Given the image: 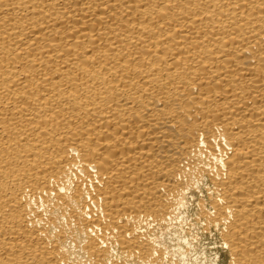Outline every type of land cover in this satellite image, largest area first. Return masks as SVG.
Masks as SVG:
<instances>
[{"label":"bare ground","instance_id":"bare-ground-1","mask_svg":"<svg viewBox=\"0 0 264 264\" xmlns=\"http://www.w3.org/2000/svg\"><path fill=\"white\" fill-rule=\"evenodd\" d=\"M194 190L264 264V0H0V264H179Z\"/></svg>","mask_w":264,"mask_h":264},{"label":"rangeland","instance_id":"rangeland-1","mask_svg":"<svg viewBox=\"0 0 264 264\" xmlns=\"http://www.w3.org/2000/svg\"><path fill=\"white\" fill-rule=\"evenodd\" d=\"M201 194L200 190L191 191V194L187 193L183 203H181L182 205L180 204L181 207L179 206V217L176 216L168 225L161 226L160 230L157 229L154 232V235L168 248L170 257L176 253L174 258H177L183 250L185 251V255L180 258L179 264L181 262L183 264H214L215 256L219 255V253L217 255L215 253L220 248L215 233L204 232L203 219L196 213V203H198V199L202 198ZM187 221L190 222L186 223ZM181 237L185 238L188 243L183 244L180 240Z\"/></svg>","mask_w":264,"mask_h":264}]
</instances>
